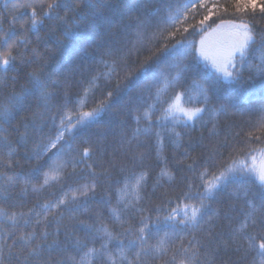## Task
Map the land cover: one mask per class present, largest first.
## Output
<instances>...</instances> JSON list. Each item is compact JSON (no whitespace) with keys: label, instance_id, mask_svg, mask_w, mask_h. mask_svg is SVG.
Listing matches in <instances>:
<instances>
[{"label":"trees","instance_id":"16d2710c","mask_svg":"<svg viewBox=\"0 0 264 264\" xmlns=\"http://www.w3.org/2000/svg\"><path fill=\"white\" fill-rule=\"evenodd\" d=\"M54 2L62 6L52 10V19L44 18V13L49 11L47 5ZM13 3H34L36 17L43 23L30 30L32 8L14 9ZM128 4L135 5L138 10L128 14ZM213 5L220 7L215 8ZM225 6L227 12L223 10ZM235 7L236 0L208 2L207 8L213 12L214 23L210 22L206 44L209 43L211 34L215 37L218 31H230L228 22H239L241 18L252 23L257 31L264 30V17L260 16L259 8L253 18L251 8L246 15L237 12ZM21 13H24L23 17L13 21ZM144 14H151L156 20L147 30L144 39L138 42L135 29L129 28L125 32L124 26L133 24L137 16ZM167 14L163 0H43V6L40 0H3L0 3V35L14 29L17 40H27V44L18 45L14 49L13 54L17 59L13 69L0 74V104H7L10 97L21 95L25 89L30 88V74L41 75L42 79H46L49 84L47 90L53 93L52 98L46 102L47 108L38 93L26 96L22 105L14 110L11 122L0 124L7 129L8 141L14 149L13 167L7 170L8 174L19 173L23 177L31 178L27 186L21 181L10 188L6 199L0 197V209L9 213H27L30 209L41 212V205L56 204L58 200L65 198L66 193L71 195V190L84 183H95L96 186L87 198L80 197L75 202L66 201L65 205L47 214V228L41 225L36 230L50 233L48 243L56 239L62 247L71 246L79 239L86 241L88 247L100 249L106 241L104 233L97 232V229L106 228L113 235H118L122 231L121 222L124 227H138L141 214L125 208V201H133L137 195L141 197L138 206L144 209L142 214L153 218L157 215L153 211L157 206L164 207L163 215L171 212L173 208L182 209L185 203H196L195 200H185L183 193L190 192L192 196H196L203 192L199 173L207 169L208 179L213 174H218L223 165L231 162L230 156L242 146L249 132L253 136H259L260 140H253L250 144L255 151L247 160L248 166L256 172L264 169V130L256 127L260 115L258 112H237L233 107L258 108L264 103V89L261 88L264 78L247 67V63L260 62L258 53L247 57L240 84L217 75L210 68L211 59L198 58V73L187 74L176 85L165 86V80L176 74L170 66V58L167 64L161 66L162 76L153 79L149 75L147 79L140 80L136 87L129 91H120L117 96L116 85L123 84L125 76L120 65L127 63L129 70L135 71L151 52L163 46L162 40L152 37L157 32V23L160 29L164 28L165 23H171L167 21ZM205 14L207 9H201L195 14V19L190 16L187 23L177 27H181L182 31L188 23H196ZM221 21L224 23L221 24ZM217 25L221 27L216 29ZM212 29L216 31L213 32ZM172 30L174 29L169 28V31ZM184 35L189 41L195 40L197 43L201 38V34ZM113 38L128 41L123 51L116 50L121 45H113ZM223 43L217 41L212 45L213 48L208 47L209 57L218 61L226 58L228 50ZM109 48L113 49L111 55L107 54ZM120 57H124L123 61ZM114 62L119 75L110 72ZM185 62H188L187 57ZM250 76L253 79L250 80ZM210 83L215 85L208 92L210 111L203 113L201 118L185 123L183 119L169 114L170 106L172 107L180 93H183L182 103L186 108L204 107V98L200 95L199 88L207 89ZM109 91H113L119 102H114L113 107L86 130L74 131L71 134L74 138H70L68 134L65 137L72 144V155L90 147V158L75 169L69 165L59 181L51 182L38 192L33 191V188L43 184L44 174L49 171L52 163L49 160L52 152L42 156L35 155L50 138H55L56 129L52 117L56 116L55 124H59L60 115L67 114L75 119L78 112L91 111L101 101L106 100ZM221 109H225L226 113ZM212 110L219 112V115H213ZM136 116L141 117L139 124L135 120ZM25 125L28 126L27 129ZM149 126L152 127V134L142 133L137 139H133L137 127L144 129ZM157 131L161 133L159 140L154 135ZM175 133H179V136ZM236 133L240 135L237 136ZM7 151V148L0 149V156L7 159ZM185 151L187 156L184 155ZM141 154L142 161L138 159ZM193 160L196 165L195 170L191 171L187 166ZM3 171L6 170L0 169V172ZM141 174L146 175L137 190L134 185ZM126 183L129 187L122 191ZM189 185L192 187L189 188ZM242 187L247 191L246 199L259 207L264 199V188L254 177H249L243 186L239 183L230 184L214 199L204 201L210 206L212 213H216L212 220L215 225L214 232L224 239L227 238L230 227L240 219L241 210H246ZM226 213L233 219H227ZM117 216L120 221L116 220ZM180 218L177 215L176 219ZM35 219L33 216V226L25 229L26 231L33 230ZM83 226H89L91 231L86 232ZM166 231L171 234V228L161 226L158 232L154 229L149 243L154 244ZM188 231L181 233L184 244L191 239ZM195 234L204 239L203 232L196 231ZM119 239L124 240L127 245L128 238ZM180 243V240H175L170 247L174 248ZM109 250L113 254L117 253L115 241L109 244ZM126 254L131 258V252ZM47 255L46 253L45 259ZM72 255L77 260L80 257L77 252ZM210 255L211 249L208 250V255L202 251L199 264H205ZM51 256L54 262L61 254L53 252ZM230 257L232 260L238 258L232 252L221 251L216 264H222V261ZM11 264L17 262L13 260ZM93 264H107V259L97 257L93 259ZM147 264H163V261L149 259Z\"/></svg>","mask_w":264,"mask_h":264},{"label":"snow or ice","instance_id":"6c2138e0","mask_svg":"<svg viewBox=\"0 0 264 264\" xmlns=\"http://www.w3.org/2000/svg\"><path fill=\"white\" fill-rule=\"evenodd\" d=\"M41 6H43V0H40ZM167 9V21L171 23H165L163 29L159 28V24H156L157 32L154 33V39L162 40L163 46L157 48L155 52L151 54L140 63L139 67L135 71L129 70L127 63H122L120 67L124 70L125 76L123 84L118 83L116 85L117 96L120 91H129L136 87L142 79H147L149 75H152L153 79H157L162 76L161 66L167 64L171 58V67L175 70V76H169L165 80V86L176 85L177 82L187 74H196L199 72L198 58L204 60L212 59V66L217 73L222 74L223 78L236 84H240L242 80V70L245 68L247 57L256 53L259 54V63L251 64L247 63V67L250 71H254L256 75L264 78V30L257 31L252 23L248 20L241 18L239 22L229 21V27L231 28V44L226 58L222 61H218L215 58H211L208 55L206 36L208 30L213 22V12L207 8L206 0H163ZM58 2H54L47 5L49 11L44 13V18L52 19V10L54 8L61 7ZM12 7L16 8H32L31 29L37 28L38 24H42V20H38L36 17V9L34 3L17 4L13 3ZM67 7V5H63ZM218 8L219 5H213ZM251 8V15L254 18L257 8H259V14L264 17V0H236L235 10L248 14V9ZM201 9H207V14L203 15L196 23H188L187 27H177V25H184L189 21L191 16L195 19V14ZM137 7L133 4L127 5V12L131 14L137 11ZM224 12H227V6L223 8ZM24 13L20 14V17H14L13 21L22 18ZM156 20L151 14H144L137 16L135 22L131 25H125V32L129 28L135 29L136 40L142 41L147 33V30L153 26ZM224 22L221 21V24ZM221 25H217L216 29H219ZM169 28L174 30L169 31ZM216 29H212L213 32ZM165 32L167 35H165ZM194 36L197 33L201 34V38L197 43L195 40L189 41L188 37L184 34ZM179 37V38H178ZM128 41L117 40L113 38L112 44H120L121 47L116 49L123 51ZM21 44H27V40H17L16 32L14 29H10L7 33L0 35V74L7 73L12 70L15 62L16 55L13 54L14 49ZM113 49L109 48L107 54L111 55ZM129 53L131 49L128 50ZM239 54L237 59L236 54ZM128 53H125L127 55ZM185 57L188 58V62H185ZM123 61L124 57L119 58ZM231 69V70H230ZM111 74L119 75L117 72L116 63L110 69ZM50 79V77H49ZM249 79H253L252 76ZM31 87L25 89L21 95H13L10 97L7 104H0V124H9L14 118V110L22 105L24 99L28 95L38 93L40 99L45 102V108H47V101L52 98L53 93L47 89L49 84L46 79H42L41 75L30 74ZM214 84L210 83L207 89L199 88L200 95L204 98V107H197L195 109L184 111V116L187 121H195L202 117V114L210 111L208 108L209 97L208 92L212 91ZM242 87V85H241ZM261 88L264 89V83L261 84ZM87 93V90H85ZM183 93L177 95V99L182 96ZM114 102H119L114 97L113 91L107 93V99L101 101L97 107L91 111L78 112L73 119L71 116L64 114L60 115L59 124H55L56 116L52 117L54 127L56 129L55 138H50L48 143L41 146V150L37 151L35 155L42 156L49 152H52V156L49 160L52 163L49 165V171L44 174V182L38 188H33L35 192L40 191L44 186L49 185L51 182L59 181L64 169L71 165L73 169L79 164L91 156V148L85 147L82 151L72 155V144L66 139V134L69 135L76 130H86L93 122H97L99 118L112 107ZM67 107V104L64 105ZM237 112L248 111L258 112L260 119L257 122L256 127L264 130V103L258 108L240 109L233 106ZM171 108V106H170ZM183 111V110H182ZM226 113L225 109H221ZM213 115H219V112L212 110ZM147 113H145V117ZM141 117L136 116L135 120L139 124ZM27 125L25 128L27 129ZM34 127V125H33ZM215 131V125H213V132ZM7 129L0 126V149L7 148V159L0 156V169L6 171L0 172V197L7 198V193L10 188L14 187L21 181L27 186L30 183V177H23L19 173L9 175L7 170L13 167L12 157L14 149H12L11 143L8 141L6 135ZM152 127H146L141 129L137 127L133 134V139H137L140 134L149 135L152 134ZM154 135L158 138L161 137L160 132H155ZM178 137L179 133H175ZM237 136L240 133H236ZM23 139V137H22ZM253 140H260L259 136H253L252 132L248 133L245 141L242 142V146L237 148L235 152L230 156V163H226L218 171V174H213L211 179H208V171L199 173V180L202 182L203 192L198 193L196 196H192L190 192L183 193L185 200H195L196 203H185L183 208H173L171 212L167 214L164 207L157 206L153 209L157 213L156 217L145 216L142 213L144 209L139 207V201L141 197L137 195L133 201H125V208L128 211L135 212L140 215L138 227L128 226L124 227L121 222L122 231L118 235H113L108 232L106 228L97 229V232H103L105 237V243H103L100 249L94 247H88L86 241L79 239L75 240L71 246L60 245L58 240L53 239L51 243H48L50 233L46 230L37 232V228L41 225L47 228L46 217L53 209H58L62 205H65L66 201L75 202L80 197L87 198L90 192H94L95 183H84L79 187L71 190V195L65 194V198L58 200L56 204H43L41 205V212H35L30 209L25 212H7L4 209H0V264H11L13 260L17 264H93V259L100 257L107 259V264H147L149 259L162 260L163 264H199V257L202 251L205 255H208V250L211 249V255L205 261V264H216L221 251L232 252L237 255L236 260H232L231 257L228 260L222 261V264H264V199H262L259 207L251 201L247 200V191L241 188L243 196L245 197L246 210H241L240 219L236 224L230 227V231L227 238L224 239L221 235L214 232L215 225L212 223L213 216L216 213H212L209 205L205 204V200H211L216 197L219 192H222L230 184L239 183L241 186L248 182L249 177H254L259 182L260 186L264 188V169L256 172L253 168L248 166L247 160L255 150L250 147ZM131 141H129L130 143ZM227 143V137L225 138V144ZM54 150V151H53ZM188 155L187 151L184 153ZM214 158V157H213ZM143 160V154L138 158ZM196 161L193 160L187 167L189 170H195ZM91 168V165H88ZM95 175V173H90ZM146 174H141L136 178L134 187L138 190L141 187V182L144 180ZM129 184H125V188L122 191L127 190ZM192 185H189L191 188ZM26 190V189H25ZM240 198V192L237 193V199ZM177 215H180L179 220L176 219ZM33 216L36 217L34 221V227L32 231H26L28 227L33 226ZM44 219H41V217ZM226 218L232 220L233 217L225 214ZM207 217V219H205ZM117 221H120V217H115ZM161 226L165 228H171V234L165 232L163 237L158 239L154 244L149 243L152 231L155 229L160 231ZM86 232H90L89 226H83ZM192 229L194 231H188ZM188 231L191 239L187 241V244L183 243L182 232ZM203 232L204 239H200L196 236L195 232ZM58 235V232H57ZM119 237H125L127 239V245L124 240ZM175 240H180L181 243L172 248L170 247ZM10 241V242H9ZM113 241L116 242L117 253L113 254L109 250V244ZM234 245V247H233ZM86 249V251H85ZM58 252L61 254L60 258L53 262L51 254ZM73 252L80 253V257L77 260L76 256L72 255ZM131 252L132 256L126 254ZM47 259H45V254Z\"/></svg>","mask_w":264,"mask_h":264},{"label":"rangeland","instance_id":"374dc122","mask_svg":"<svg viewBox=\"0 0 264 264\" xmlns=\"http://www.w3.org/2000/svg\"><path fill=\"white\" fill-rule=\"evenodd\" d=\"M213 1H215V0H206V3L208 4V2H213ZM218 32H219V33L223 32V33H221V34L218 33L219 35H218L217 33H215V37L212 36V34H211V35H210V38H208L209 43L207 44V48H208V47L211 48L212 45H213L215 42L218 41V42H224L223 44L225 45V47H226L227 50L229 51L230 44H231V40H232L231 35H230L231 30H230V31H228V30H226V31H218ZM197 34L200 35V33H197ZM213 46H214V45H213ZM212 48H213V47H212ZM236 57H239V54H238V53L236 54ZM220 61H221V60H220ZM204 62H205V61H204ZM209 62H211V63H210V64H211L210 68L213 69V70L215 71V69H214L213 66H212V59L209 60ZM215 72H216V71H215ZM216 74L223 78L222 74L217 73V72H216ZM223 79H224V78H223ZM225 80H226V79H225ZM182 110H183V111H182ZM187 110H191V109L186 108V107L183 105V103H182V97L180 96V98H179V99H176L175 102L173 103L172 107H171L170 110H169V114H170L172 117H178V118L183 119V121H184L185 123H192L193 121H187V118L184 116V111H187Z\"/></svg>","mask_w":264,"mask_h":264},{"label":"flooded vegetation","instance_id":"af4514ba","mask_svg":"<svg viewBox=\"0 0 264 264\" xmlns=\"http://www.w3.org/2000/svg\"><path fill=\"white\" fill-rule=\"evenodd\" d=\"M3 2V0H0V3Z\"/></svg>","mask_w":264,"mask_h":264}]
</instances>
